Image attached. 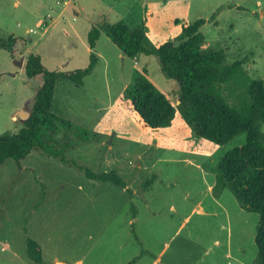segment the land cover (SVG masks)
Wrapping results in <instances>:
<instances>
[{
  "label": "rangeland",
  "instance_id": "1",
  "mask_svg": "<svg viewBox=\"0 0 264 264\" xmlns=\"http://www.w3.org/2000/svg\"><path fill=\"white\" fill-rule=\"evenodd\" d=\"M211 16L200 29L202 48L223 49L228 63L241 60L249 78L264 82V0H0V35L16 38L11 52L0 49V133L22 127L21 112H29L42 81L25 76L18 56L31 51L50 70H73L88 63L92 26L124 21L157 47ZM93 52L97 63L82 85H55L51 110L64 123L46 139L65 160L33 149L0 166V264H128L135 256V264H151L160 251L161 264H234L226 241L253 264L258 214L228 188L218 198L208 190H222L216 164L245 133L223 145L193 135L177 108L179 86L156 55L123 57L102 31ZM142 69L176 108L170 126L152 130L130 106L126 96ZM230 89L224 94L237 103L243 91ZM86 168L115 172L126 186L90 179ZM29 238L40 263L27 255Z\"/></svg>",
  "mask_w": 264,
  "mask_h": 264
},
{
  "label": "trees",
  "instance_id": "2",
  "mask_svg": "<svg viewBox=\"0 0 264 264\" xmlns=\"http://www.w3.org/2000/svg\"><path fill=\"white\" fill-rule=\"evenodd\" d=\"M206 21H214V16L209 20L195 19L183 26L175 39L157 47L146 45L143 28H130L124 21L105 24L101 29L92 26L86 37L88 63L73 70H50L38 54L28 52L25 76L30 79L41 75L42 84L35 91L22 127L16 132L0 133V166L7 159L19 163L33 149L65 160L63 151L46 139L49 130L55 132L64 123L51 110L55 85L60 79L83 84L96 66L93 50L102 31L127 58L135 59L140 53L156 55L163 74L179 86L177 108L193 135L223 145L238 133H245V142L227 150L217 162L216 181L222 189L228 188L242 207L258 214L254 234L257 258L253 264H264V82L249 78L241 60L228 63L223 49L202 48L200 29ZM15 41L13 35H0V49L12 51ZM224 87L231 88L230 94L235 88L242 89L237 103L228 100ZM126 97L140 121L152 130L170 126L176 116L175 106L146 77L145 69L135 77ZM85 174L98 182L126 186L121 176L112 171L96 173L86 168ZM26 245L28 257L40 263L38 243L29 238Z\"/></svg>",
  "mask_w": 264,
  "mask_h": 264
},
{
  "label": "crops",
  "instance_id": "3",
  "mask_svg": "<svg viewBox=\"0 0 264 264\" xmlns=\"http://www.w3.org/2000/svg\"><path fill=\"white\" fill-rule=\"evenodd\" d=\"M66 2V1H65ZM99 38H100V36H99ZM99 38H98V40H97V42L99 41ZM87 42V41H86ZM97 42H96V45H97ZM88 45V44H87ZM96 45H95V47H96ZM94 47V48H95ZM11 52V51H10ZM31 52V51H30ZM13 53V52H12ZM120 53H121V51H120ZM28 54V53H27ZM27 54L25 55V54H23V55H21V56H18V62H20L21 61V64L23 65V63L25 64V60H26V56H27ZM121 55H123L122 53H121ZM123 57H125V56H123ZM38 76V75H37ZM34 78V77H33ZM30 79H32V78H30ZM42 84V81H40V85ZM39 85V86H40ZM216 178L217 177H215V182H216ZM214 186H215V184H214ZM224 189V188H223ZM223 189L220 191V193L218 194V195H216L215 194V192L216 191H214V187L212 188V185H208V190H209V192H211L212 193V195L214 196V197H216V198H218V197H220V195H221V193L223 192ZM241 206V205H240ZM198 212H200V213H204L205 211H204V209L203 208H201V207H199L198 208V210H197ZM133 216V218L135 217V215H132ZM132 218V219H133ZM131 224H133V223H131ZM183 225V223H181V225L180 226H182ZM135 235H136V233H135ZM137 237V236H136ZM136 241H138V238H136ZM214 243L216 244V245H221V242H219V240L217 239V238H215V240H214ZM144 253H146V251L145 250H142L141 252H140V256L141 255H143ZM224 254H225V258L226 259H229V260H232L233 261V263L234 264H243V258H244V250H242L241 248L240 249H235V247L234 246H232V241H230V242H228L227 243V241H226V243H225V250H224ZM161 256H162V251H160L159 253H158V255H156L155 257H153V259H152V262H151V264H161L162 263V259H161ZM152 258V257H151ZM138 259V256H135V257H133L129 262H128V264H135V261Z\"/></svg>",
  "mask_w": 264,
  "mask_h": 264
},
{
  "label": "water",
  "instance_id": "4",
  "mask_svg": "<svg viewBox=\"0 0 264 264\" xmlns=\"http://www.w3.org/2000/svg\"><path fill=\"white\" fill-rule=\"evenodd\" d=\"M22 116H24L25 118L28 116V113L25 112H21Z\"/></svg>",
  "mask_w": 264,
  "mask_h": 264
}]
</instances>
